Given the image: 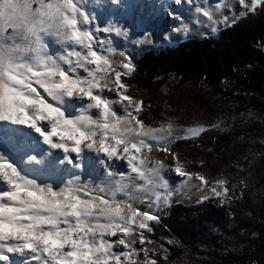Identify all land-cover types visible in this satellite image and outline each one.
Masks as SVG:
<instances>
[{
    "label": "snow or ice",
    "instance_id": "6c2138e0",
    "mask_svg": "<svg viewBox=\"0 0 264 264\" xmlns=\"http://www.w3.org/2000/svg\"><path fill=\"white\" fill-rule=\"evenodd\" d=\"M234 3L239 17L264 11V0H195L189 11L215 32L239 18ZM131 7L0 0V131L17 135L22 152L0 153V264H166L168 249L149 236L174 195L163 173L178 175L177 191L194 187L198 203L232 198L226 179L212 182L186 167L166 134L171 125L149 126L142 98L129 94L132 61L109 37L130 38L120 20ZM97 8L106 10L104 19ZM169 15L180 22L172 31L189 32ZM141 40L151 42L146 32L133 43ZM196 164L207 167L203 159Z\"/></svg>",
    "mask_w": 264,
    "mask_h": 264
},
{
    "label": "trees",
    "instance_id": "16d2710c",
    "mask_svg": "<svg viewBox=\"0 0 264 264\" xmlns=\"http://www.w3.org/2000/svg\"><path fill=\"white\" fill-rule=\"evenodd\" d=\"M125 81L131 85L129 94L142 98L147 124L150 113L159 112L160 103L174 108L177 124H187L180 116L198 117L205 130L197 137L173 139V149L180 156L203 159L207 165L203 169L198 165L186 167L211 178L222 158L231 157L229 149L235 146L236 138L247 130L227 132L212 127L221 107L231 112L230 101H249L264 111V11L230 21L214 36L185 37L174 47H159L156 52L143 48L133 59V72ZM162 87H166L164 96L160 94ZM226 171L228 187L237 186L232 198L226 199L231 217L215 208V199L190 204L172 202L160 215V225L153 224L155 232L149 236L158 246L160 240L172 241L165 247L166 264H177L185 254L190 258L196 254L198 244L210 235L209 229L221 242L243 230L239 237L244 245L239 252L227 251L224 257L216 256L207 264H246L250 260L261 264L264 260V219H258V215L264 216V147L235 158ZM253 233L257 235L253 237Z\"/></svg>",
    "mask_w": 264,
    "mask_h": 264
},
{
    "label": "rangeland",
    "instance_id": "374dc122",
    "mask_svg": "<svg viewBox=\"0 0 264 264\" xmlns=\"http://www.w3.org/2000/svg\"><path fill=\"white\" fill-rule=\"evenodd\" d=\"M169 1V0H168ZM220 2V0H217L214 2V0H208L209 4H214ZM145 10V4L142 0H140V3L138 5V9ZM227 11V10H225ZM233 11L236 16L239 15V12L241 11L240 5L238 3H234ZM133 10L130 13L129 21L125 23L123 27L129 29L130 38L125 41L123 37H116L115 34H113L110 39H113L115 41H118L116 45L117 52L124 51L125 54L128 56V58L132 61L133 66V59L137 56L138 52L142 50L143 48L149 47L151 50L156 52V50L159 47H168L172 48L174 46H168L163 43V40L159 33V27H158V16L155 15L154 17H147L145 32L148 33V37L151 42H144L141 40V43L136 44L133 43L136 39H139L143 37L144 35H141L137 32H135L132 24V20L134 17ZM142 14H148L145 11H142ZM168 13H166L167 16ZM223 26V24H218L216 31L219 27ZM215 32H212L210 28L203 27L199 25V27L195 31H191L189 29V32L183 33V32H175L176 40L174 43L183 40L185 37H199L203 34H210L215 35ZM238 70V69H237ZM239 71V70H238ZM160 94L164 96L166 94V87H162ZM232 107L231 112L227 111L225 108L222 110L223 107H221V113L218 119L213 123L212 127L219 129L220 131H232L233 129H247L245 130V133L243 135H240L236 138L235 146L230 147L229 150H231V157L226 158L223 157V161L219 163L217 166L218 170L214 173V175L209 178L210 181L214 182V178L222 177L228 181L229 175L226 171L227 166L231 162L235 160V158H243L245 156L250 155L253 152H257L259 149L264 147V111L260 110L259 108L249 104V101H245V103L241 104L240 102H233L230 101L229 103ZM118 107V106H117ZM159 107V112L156 114L150 113L149 120L150 124H148L151 127H160L161 124H164L165 126L171 125V128H177V127H196L202 125L199 122L198 117L196 116H187L183 115L181 117V121L187 124H177V119L174 118L173 110L166 108L161 103L157 105ZM166 110V112H164ZM169 111V113H168ZM203 126V125H202ZM253 126H256L258 129H250ZM204 127V126H203ZM251 130V131H250ZM169 131V130H168ZM170 135L172 139H175V135H171L169 132L166 133ZM191 137V136H190ZM189 138V137H187ZM55 139V138H53ZM10 150L9 146L3 147L2 151ZM34 155L37 154V151L33 152ZM22 155V152H20L19 156ZM159 155V154H154ZM24 159H26V156H23ZM233 158V159H232ZM180 159L185 163V165H197L196 162L198 159L191 158L188 156H180ZM170 163V161H169ZM216 168V167H215ZM86 179H89V177H85ZM93 180V182H98V179L90 178ZM174 179L180 180L178 176H174ZM229 188V195L231 196V193L236 190L237 186L235 187H228ZM198 199V194H195L194 191L188 192L185 194V192H175L171 203L172 202H183L185 204H190L192 202H196ZM214 206L218 210H222L225 212V214L229 217H231L232 213L227 209V202L225 199V202L223 204L220 203L219 199H215ZM165 209H162L160 211V215L164 213ZM258 219H264V216L262 214L258 215ZM210 235L208 238L204 239L202 242L198 244L196 254L191 255V258L188 254H185L178 262L177 264H207L213 261V259L217 257H224L225 253L229 251L230 253H237L242 248L244 243L240 239V235L243 234V230H237L236 235L232 238L226 239L225 241H220L216 238V233L213 229H209ZM166 241L160 240V246L166 247L167 246ZM254 260L248 261L246 264H253ZM261 264H264V260L261 259Z\"/></svg>",
    "mask_w": 264,
    "mask_h": 264
},
{
    "label": "bare ground",
    "instance_id": "6f19581e",
    "mask_svg": "<svg viewBox=\"0 0 264 264\" xmlns=\"http://www.w3.org/2000/svg\"><path fill=\"white\" fill-rule=\"evenodd\" d=\"M143 3L145 4V10H141L140 8L138 9V5L140 3V0H121V3L129 4L132 7L128 10L127 15L125 16L124 19L120 20V24L122 26L125 25L129 21L130 13L135 10L134 12V17L132 20L133 28L135 32L144 35L145 33V27H146V22H147V17H154L155 15L158 16V27H159V35L161 36L163 43L168 46H174L176 43V35L175 32L172 31L173 27H178L179 26V21L174 19V16L169 15V12L174 13L175 15H179L180 19L183 20L189 27L191 31H195L199 25L195 23L194 21V13L192 11H189V9H192L195 4V0H192V4H182L180 6L175 4V0H142ZM217 0H214L216 2ZM107 3L110 4V0H106ZM142 11H145L147 13H150V15L142 14ZM95 12L97 14L101 15V18L104 19V13L106 10H102L100 8L95 9ZM166 13L167 16H166ZM118 15V14H117ZM116 17H113L115 19ZM106 22V21H105ZM103 35V34H101ZM169 36V39H165V36ZM53 50H59L58 46L56 45H51ZM51 54V52H50ZM79 105H77L78 107ZM13 127H18V128H24V126H13ZM190 128V127H177V128H170L169 133L171 135L179 136V137H190L189 134L185 132V129ZM25 131H29L28 129L25 128ZM35 133H32L31 136L35 137ZM29 142H31V137L28 138ZM9 146L10 150L7 151H2L3 147ZM20 146V140L17 137V135L12 134V133H4L1 131L0 133V153H7L9 155H13L15 153L14 158L19 157L20 152H17V149ZM45 149L47 146H43ZM55 151V150H53ZM29 152V151H28ZM35 152V151H31ZM34 155V153H32ZM38 156V152L36 154ZM119 163V162H118ZM121 171H126V169H120ZM165 179L167 180L170 188L173 190V193L178 192L176 190V185L179 183V180L174 179V176H178L177 174L170 172V171H165L163 173ZM94 178V177H92ZM98 179L97 177H95ZM194 191L195 194H198L196 192V189L190 188L187 189L186 192H192ZM183 192V191H180Z\"/></svg>",
    "mask_w": 264,
    "mask_h": 264
},
{
    "label": "water",
    "instance_id": "95a60500",
    "mask_svg": "<svg viewBox=\"0 0 264 264\" xmlns=\"http://www.w3.org/2000/svg\"><path fill=\"white\" fill-rule=\"evenodd\" d=\"M192 137V136H191ZM175 139H176V137H175Z\"/></svg>",
    "mask_w": 264,
    "mask_h": 264
}]
</instances>
